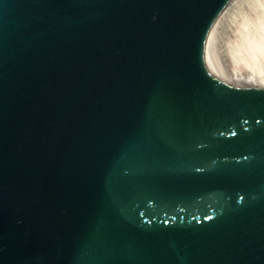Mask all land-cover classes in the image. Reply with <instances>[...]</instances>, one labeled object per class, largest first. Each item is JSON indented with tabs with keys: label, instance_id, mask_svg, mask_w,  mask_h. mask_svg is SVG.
I'll return each instance as SVG.
<instances>
[{
	"label": "water",
	"instance_id": "obj_1",
	"mask_svg": "<svg viewBox=\"0 0 264 264\" xmlns=\"http://www.w3.org/2000/svg\"><path fill=\"white\" fill-rule=\"evenodd\" d=\"M230 0H0V264H264V85L205 60Z\"/></svg>",
	"mask_w": 264,
	"mask_h": 264
},
{
	"label": "rangeland",
	"instance_id": "obj_2",
	"mask_svg": "<svg viewBox=\"0 0 264 264\" xmlns=\"http://www.w3.org/2000/svg\"><path fill=\"white\" fill-rule=\"evenodd\" d=\"M263 33L264 0H230L210 30L213 63L216 61L230 72L247 74L249 46Z\"/></svg>",
	"mask_w": 264,
	"mask_h": 264
},
{
	"label": "bare ground",
	"instance_id": "obj_3",
	"mask_svg": "<svg viewBox=\"0 0 264 264\" xmlns=\"http://www.w3.org/2000/svg\"><path fill=\"white\" fill-rule=\"evenodd\" d=\"M210 30L205 41V60L226 80V82L229 85L240 86L264 85V33L263 36L261 35L260 39L254 40L253 46H249L250 59L246 63L249 72L242 75L237 72H230L226 67L221 66L220 64L218 65L216 61L213 63L211 58L212 52L208 42Z\"/></svg>",
	"mask_w": 264,
	"mask_h": 264
}]
</instances>
